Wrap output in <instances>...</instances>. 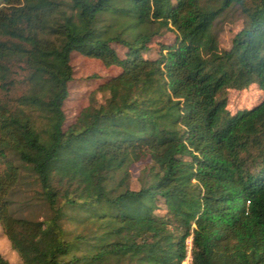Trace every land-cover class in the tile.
<instances>
[{
	"label": "trees",
	"instance_id": "1",
	"mask_svg": "<svg viewBox=\"0 0 264 264\" xmlns=\"http://www.w3.org/2000/svg\"><path fill=\"white\" fill-rule=\"evenodd\" d=\"M72 52L120 72L64 129ZM0 227L21 264H264V0H0Z\"/></svg>",
	"mask_w": 264,
	"mask_h": 264
},
{
	"label": "rangeland",
	"instance_id": "2",
	"mask_svg": "<svg viewBox=\"0 0 264 264\" xmlns=\"http://www.w3.org/2000/svg\"><path fill=\"white\" fill-rule=\"evenodd\" d=\"M238 12L232 11L226 19L218 25V46L221 49H228L233 35L242 27ZM113 30V31H112ZM119 29H111L117 32ZM176 35L172 30H162L151 39L149 49L143 55L145 59H155L161 47L172 46ZM118 56L123 59L126 54L124 47L112 44ZM69 64L72 70L71 80L67 84L68 95L62 105L64 113L63 128L75 122L80 113L89 105L93 96L97 102H102L104 95L97 91V88L107 79L117 75L120 68L117 66H105L100 60L85 57L79 53L72 52L69 56ZM22 73L19 71V75ZM20 77V76H19ZM22 86L14 90V95L22 91ZM227 99V110L234 115L240 111L248 110L257 105L263 98V92L256 84H251L241 90L228 89L225 93ZM148 165V161H139L129 167V186L137 189V178ZM0 255L9 264H21L19 256L11 248L0 227Z\"/></svg>",
	"mask_w": 264,
	"mask_h": 264
},
{
	"label": "built area",
	"instance_id": "3",
	"mask_svg": "<svg viewBox=\"0 0 264 264\" xmlns=\"http://www.w3.org/2000/svg\"><path fill=\"white\" fill-rule=\"evenodd\" d=\"M186 256L184 258V260L182 261L181 264H191V253H190V250H191V239L188 238L186 240Z\"/></svg>",
	"mask_w": 264,
	"mask_h": 264
}]
</instances>
